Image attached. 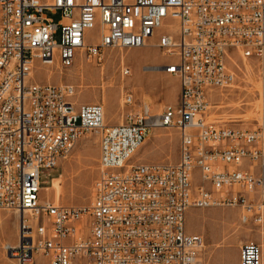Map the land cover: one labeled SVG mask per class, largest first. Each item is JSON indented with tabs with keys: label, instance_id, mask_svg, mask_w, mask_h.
Masks as SVG:
<instances>
[{
	"label": "built area",
	"instance_id": "obj_1",
	"mask_svg": "<svg viewBox=\"0 0 264 264\" xmlns=\"http://www.w3.org/2000/svg\"><path fill=\"white\" fill-rule=\"evenodd\" d=\"M155 37L175 57L164 71L180 82L179 102L159 114L136 110L126 92L123 123L106 125L103 103H78L74 85L29 80L36 63H101L108 49ZM234 52L259 64L255 129L211 118L219 90L235 81ZM131 71L123 65L121 78ZM157 128L179 130V161L131 164ZM91 131L100 133L91 205L41 200L43 170ZM211 207H239L243 223L264 219V0H0V210L19 215L5 264H195L205 239L187 230V211ZM239 264H263L262 245L243 243Z\"/></svg>",
	"mask_w": 264,
	"mask_h": 264
},
{
	"label": "rangeland",
	"instance_id": "obj_2",
	"mask_svg": "<svg viewBox=\"0 0 264 264\" xmlns=\"http://www.w3.org/2000/svg\"><path fill=\"white\" fill-rule=\"evenodd\" d=\"M47 16L60 19L50 11ZM98 29L91 32L96 37ZM157 37L149 44L135 49H108L101 63L78 60L74 67L61 70L58 66L36 63L33 81L51 84H71L76 87L78 103L100 102L106 112V125L124 120L128 107L124 95L131 92L136 110L147 106L153 114H159L167 105L179 102V78L164 71V65L175 57L166 56L156 45ZM230 67L235 81L228 88L220 89L215 97L217 105L211 118L222 125L240 129L261 126V80L259 64L255 58H245L242 53L231 55ZM123 65L131 68V76L122 79ZM258 102V103H257ZM180 132L177 128L152 129L130 163L169 162L180 159ZM100 133L91 131L83 135L67 158L51 170H43L40 191L41 200L57 205L88 207L93 201V185L99 174ZM54 178H62L59 194L50 190ZM196 173V181H198ZM247 215L239 207L190 208L186 215L187 230L204 236L205 246L196 264H226L222 254L240 259V247L246 241L260 244L264 235L263 221H241ZM18 217L13 210H0V264L8 263L5 245L13 244L17 236ZM243 242V243H242Z\"/></svg>",
	"mask_w": 264,
	"mask_h": 264
},
{
	"label": "bare ground",
	"instance_id": "obj_3",
	"mask_svg": "<svg viewBox=\"0 0 264 264\" xmlns=\"http://www.w3.org/2000/svg\"><path fill=\"white\" fill-rule=\"evenodd\" d=\"M44 65H51V64H44ZM34 66H35V64H34ZM34 66H33V68H32V70H31V72H30V75H29V80L30 81H33L32 79L34 78ZM220 92H221V90H220ZM258 103V102H257ZM215 107H217V105H211L210 107H209V109L212 111L213 109H215ZM258 107L261 109V107H262V102H261V100L259 101V104H258ZM105 120H106V112H105V117H104V123H105ZM123 119H121L120 121H119V123H123ZM61 182H62V178H60V179H55L54 181H53V186H54V188H55V190H56V193L57 194H59L60 192H61ZM42 189V188H41ZM55 204V203H54ZM55 205H57V204H55ZM17 217H18V221H19V215H18V213H17ZM261 221H263V219H261ZM17 228H18V226H17ZM203 250V249H202ZM7 258V257H6ZM7 260H8V263H12L13 262V260L12 259H9V258H7ZM196 264V263H195Z\"/></svg>",
	"mask_w": 264,
	"mask_h": 264
},
{
	"label": "crops",
	"instance_id": "obj_4",
	"mask_svg": "<svg viewBox=\"0 0 264 264\" xmlns=\"http://www.w3.org/2000/svg\"><path fill=\"white\" fill-rule=\"evenodd\" d=\"M55 179H60V178H54L52 180L51 186L48 187V189H47L48 192L50 190H52V191H54L56 193V190H55V188L53 186V181ZM189 232H191V231H189ZM259 242L262 245V249H263V264H264V235L261 237V239H260ZM222 259L226 260V264H239V258L237 260H235L232 255H229V252L228 251H227L226 255L224 253L222 254Z\"/></svg>",
	"mask_w": 264,
	"mask_h": 264
}]
</instances>
